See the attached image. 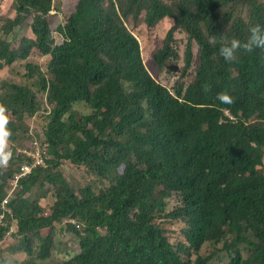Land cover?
<instances>
[{
    "label": "trees",
    "instance_id": "trees-1",
    "mask_svg": "<svg viewBox=\"0 0 264 264\" xmlns=\"http://www.w3.org/2000/svg\"><path fill=\"white\" fill-rule=\"evenodd\" d=\"M54 4L0 0V73L20 76L0 83V241L15 224L1 264H264V47L219 51L264 25V0H76L57 23L62 44ZM142 18L174 22L161 68L180 58L176 32L184 72L198 45L187 87L151 76L128 26ZM41 56L46 71L31 61ZM35 139L47 165L15 186L31 163L18 149ZM68 163L85 171L76 185ZM65 232L79 252L59 263Z\"/></svg>",
    "mask_w": 264,
    "mask_h": 264
},
{
    "label": "rangeland",
    "instance_id": "rangeland-1",
    "mask_svg": "<svg viewBox=\"0 0 264 264\" xmlns=\"http://www.w3.org/2000/svg\"><path fill=\"white\" fill-rule=\"evenodd\" d=\"M76 2V0H55L54 8L50 14L51 16V23H52V29L55 31V37L57 39L58 44L63 43V37L61 34L56 31L58 28L57 23L60 21V23H63L66 19L68 13H70V9H72L73 4ZM8 9V6H6L5 11ZM4 11V12H5ZM60 25V24H59ZM174 22L172 19H164L161 23L154 27H148L146 23L144 22V19L142 18L138 24H135L133 20H130L128 23L129 29L135 34V36L138 38L141 50H142V57L144 60V63L150 72L151 76L161 83V85L166 86L169 90L172 92L176 91V88L180 85H185L187 87L192 80L195 77L196 74V68L199 65V47L196 43L192 44L193 49V63L191 66V69L188 72H184L185 69V50L188 43V36L186 33L178 31L175 33V41L173 45L176 47V50L178 51L180 58L179 59H170L166 62V65L164 67H160L158 63L155 61V54L156 52L163 46L167 34L169 33L170 29L173 27ZM51 57L50 56H41L38 58H34L31 61L35 64L40 65L44 68V71H46V65L50 62ZM18 67V65L16 66ZM14 74V75H13ZM13 77L12 79L18 80L20 76L16 74L15 71L12 69H6L3 71V73H0V83L2 79H9L10 77ZM40 98H43L42 95H39ZM34 135L41 134L42 129L40 125L34 120L32 122L31 131ZM26 139H23V144L27 143L25 141ZM5 137L0 136V143H4ZM64 171L66 172L67 176L71 180V182L76 185L77 182H80L82 178L85 176V171L82 168H78L71 164H66L63 166ZM49 203V201H46L43 203L46 204ZM6 208V204L3 202L1 204V210L4 212ZM2 214L0 213V220L2 219ZM5 219L1 222L4 224ZM12 227L15 229V224L13 223ZM58 230L60 229L59 226H57ZM13 234V232L7 233V235L4 238V241H2V248H5L7 245V239ZM56 255L54 257V261L62 262L64 257L67 256L68 251H71L72 253H78L79 247H78V239L68 233H64L63 236H60L59 234L56 235ZM68 250V251H67ZM2 259H3V249H2Z\"/></svg>",
    "mask_w": 264,
    "mask_h": 264
},
{
    "label": "built area",
    "instance_id": "built-area-1",
    "mask_svg": "<svg viewBox=\"0 0 264 264\" xmlns=\"http://www.w3.org/2000/svg\"><path fill=\"white\" fill-rule=\"evenodd\" d=\"M48 148H49V144L47 142H43L35 139L29 147H21L18 149V153L26 155L28 158H30L31 163H25L20 167V174L15 181V185H17V182L21 177H26L30 175L36 168L46 167L47 162L49 160L48 150H47ZM6 202L7 200L4 201L5 204ZM6 212H10V211L8 209H5V211L2 213L3 218L0 220V223L4 220ZM10 231L14 233L15 232L14 227H11ZM9 232H6V235L7 233L9 234ZM2 241H0V264L2 262V256H1L3 249Z\"/></svg>",
    "mask_w": 264,
    "mask_h": 264
},
{
    "label": "clouds",
    "instance_id": "clouds-1",
    "mask_svg": "<svg viewBox=\"0 0 264 264\" xmlns=\"http://www.w3.org/2000/svg\"><path fill=\"white\" fill-rule=\"evenodd\" d=\"M250 33H251V35H250L248 41L244 44H241V42L239 40L233 39V40H231L230 44L222 46L219 50L220 55L223 56L226 60H230L234 56V54L236 53V50L240 47H244V48H247L249 50L252 48L264 47V25L256 24V25L252 26L250 28ZM220 98L221 99H227L226 96H221ZM14 184H15V182H14ZM15 186H17V185H15ZM6 200L8 201V198ZM10 212H8V213H10ZM2 213H3V211H2ZM4 219H5V217H4Z\"/></svg>",
    "mask_w": 264,
    "mask_h": 264
}]
</instances>
